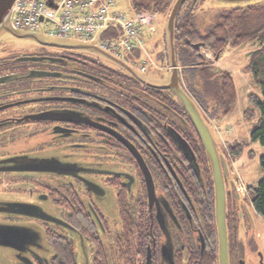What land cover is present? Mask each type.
I'll list each match as a JSON object with an SVG mask.
<instances>
[{
  "label": "flooded vegetation",
  "instance_id": "af4514ba",
  "mask_svg": "<svg viewBox=\"0 0 264 264\" xmlns=\"http://www.w3.org/2000/svg\"><path fill=\"white\" fill-rule=\"evenodd\" d=\"M13 31L21 52L0 42V264H264L258 214L231 175L222 247L213 171L172 90Z\"/></svg>",
  "mask_w": 264,
  "mask_h": 264
},
{
  "label": "trees",
  "instance_id": "16d2710c",
  "mask_svg": "<svg viewBox=\"0 0 264 264\" xmlns=\"http://www.w3.org/2000/svg\"><path fill=\"white\" fill-rule=\"evenodd\" d=\"M174 1L130 0V5L134 12L146 11L168 16ZM194 6L183 7L176 20V55L178 64L183 69L181 84L190 96L206 109L209 115L207 121L214 119L219 123L236 108L237 86L232 73L226 69H216L213 62L204 56L202 49L220 58L229 48H237L247 42H258L260 48L251 53L246 70L259 85L261 95L248 96L249 108L246 109L244 118L246 121L255 122L250 133V142H259L264 146V4L221 12L218 21L207 33L202 32L195 23ZM165 57L164 53L159 59L163 60ZM179 104L186 111L182 103ZM189 120L191 121L190 118ZM198 137L197 134L199 140ZM202 149L205 151L203 146ZM229 149L231 156L238 158L244 154L246 146L240 143L229 144ZM204 154V162L211 167L206 152ZM260 162L264 169V154ZM248 190L254 209L264 216V177L256 186L249 185Z\"/></svg>",
  "mask_w": 264,
  "mask_h": 264
},
{
  "label": "rangeland",
  "instance_id": "374dc122",
  "mask_svg": "<svg viewBox=\"0 0 264 264\" xmlns=\"http://www.w3.org/2000/svg\"><path fill=\"white\" fill-rule=\"evenodd\" d=\"M192 2L193 0H190L189 4ZM198 3L199 4L194 9V20L197 27L202 32L207 33L210 28L216 24L219 19V14L225 11L226 7L213 0H199ZM246 4L250 6L262 5L264 4V0H251ZM114 9L122 11L127 16L132 15L130 0H116V7ZM166 20L167 17L165 18L164 16H161L159 21L155 22L156 26L158 25L157 23L161 24V26L158 27V30L155 33L146 37L145 46L149 50L150 55L157 60V64L161 63L158 61L157 55L159 52H163V49L165 48L163 37L166 33ZM43 26L44 28L38 31V36L63 41L62 39L52 38L46 33L45 30L52 28V24L46 23ZM22 31L25 32L24 30ZM65 41L72 42L74 43L73 45L80 44L75 43L79 42L75 39H66ZM0 42L4 43L6 46L11 45L13 49H16L18 52H21L20 45L21 43H24L22 39L17 38L12 32L4 29L0 30ZM259 46L258 42H247L237 48H229L222 54L219 60V65L232 72L237 86L238 101L234 111L229 116L222 119L218 124L215 123L214 119L211 120V124L215 128L216 133L219 134L218 139L220 142L227 143V146L224 147L229 148V144L235 145L238 143L246 146L244 154L235 158V161L232 163V167L234 168L235 173H237L238 180L245 186H256L264 177V169L260 162L261 156L264 154V146L259 142H250V133L255 122L246 121L244 118V113L246 109L249 108L248 96L250 94L261 95L259 85L254 81L252 74L246 70V67L250 62L251 53ZM90 50H93V53H95L94 55L99 56L105 63L116 65L113 59L104 52L93 48H90ZM141 62V64H146L149 60L145 56L144 60ZM117 63L120 67L126 68L124 64ZM136 73L140 78L154 85H164L171 78V71H168L167 69L159 70L157 68H152L147 72H142L136 69ZM251 152L254 154L252 155ZM235 173H231V188L234 187L232 181L235 179ZM249 206L252 208L251 204ZM252 211L254 212L253 208ZM258 217L264 231V216L258 215ZM7 256H9L8 252H0V262H3ZM6 264H8V262Z\"/></svg>",
  "mask_w": 264,
  "mask_h": 264
},
{
  "label": "built area",
  "instance_id": "2783aa9c",
  "mask_svg": "<svg viewBox=\"0 0 264 264\" xmlns=\"http://www.w3.org/2000/svg\"><path fill=\"white\" fill-rule=\"evenodd\" d=\"M49 1L18 0L11 17L12 27L37 32L44 24H52V28L45 30L49 36L97 44L118 57L134 50H145V35L154 31L155 16L142 12L127 16L114 9L116 0H52V7ZM110 31L113 33L105 36ZM148 60L138 65L140 71L147 72L155 66L151 57L148 56ZM239 189L245 192L242 183Z\"/></svg>",
  "mask_w": 264,
  "mask_h": 264
},
{
  "label": "water",
  "instance_id": "95a60500",
  "mask_svg": "<svg viewBox=\"0 0 264 264\" xmlns=\"http://www.w3.org/2000/svg\"><path fill=\"white\" fill-rule=\"evenodd\" d=\"M17 1L18 0H0V30L4 29L10 32H14L13 31L14 29L11 26V17H12ZM213 1L216 3L225 5L226 10L252 7L246 4L250 2L251 0H213ZM185 2L186 0H176L171 10L169 19L167 21V26H166L170 64L173 68L171 71V78L164 85H154V84L152 85H154V87H157L159 89H171L173 92L176 93L182 105L184 106L189 116L191 117V120L203 142L207 158L213 170L214 182H215V187H216L217 220H218V227H219V232H220V237H221V245L224 248L227 244L226 242L227 240L226 177L230 176V166L228 164V161L226 159V156L223 150L220 147L219 141L216 138L212 127L209 125V123L206 121V119L202 115L196 102L189 96V94L183 89V87L180 84V72H179V65H178L177 55H176V20ZM253 6H256V5H253ZM25 33L26 34H24V36L26 35L38 36V34H35V33H28V32H25ZM74 46L97 49L101 52H104L106 55H108L112 59H115L111 54L103 50H100L94 45L77 44V45H73V47ZM118 61L128 67V65L122 60H118ZM129 69L131 68L129 67ZM178 138L180 140V141L178 140L179 143L181 144L180 146L185 148L187 151H190L192 154V149L190 148L186 140H184L180 135H178ZM142 167L145 171L149 191H151L153 189L152 176L148 168L143 163H142ZM195 169L199 174V169L197 165H195ZM228 177H227V180H228ZM19 205L23 208V210H21V213L30 215V216L39 217L40 212H38L39 209H36V207L32 205H28V204H19ZM19 205L12 204V206H19Z\"/></svg>",
  "mask_w": 264,
  "mask_h": 264
}]
</instances>
